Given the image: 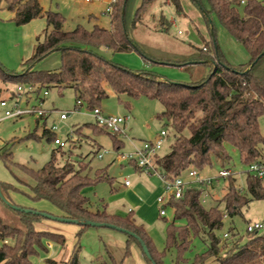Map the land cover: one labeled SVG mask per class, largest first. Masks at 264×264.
<instances>
[{
  "label": "trees",
  "instance_id": "obj_1",
  "mask_svg": "<svg viewBox=\"0 0 264 264\" xmlns=\"http://www.w3.org/2000/svg\"><path fill=\"white\" fill-rule=\"evenodd\" d=\"M0 1H4V7L14 13L11 21L17 26L38 17L46 20L43 38L37 39L33 54L22 61L19 71H8L0 65V78L4 83H30L36 85L37 90L56 88L60 94L64 89H71L76 101L80 100L89 110L100 107V102L108 97V88L117 96H146L158 100L164 108L156 117L174 134L169 151L154 156L155 168L167 180H173L189 168H196L202 173L206 167L212 168L217 164L220 169L231 170L232 157L228 146L238 151L244 164L264 162V134L259 129V118L264 115V0H190L200 12L210 38L206 46L193 47V50L181 54L151 50L136 38L148 5L156 0H115L108 14L110 28L95 24L87 29L77 24L72 30L63 29L65 18L61 12L44 11L38 0ZM168 1L177 15L186 16L181 0ZM171 23L162 15L159 32L166 34ZM216 23L244 47L248 54L246 62L232 64L226 59L216 40ZM195 31L199 33L197 28ZM101 49L111 53L136 52L150 67L163 64L189 68V65L205 64L208 71L194 80L172 81L151 68L129 69L112 61L100 52ZM52 52L60 54L58 69H33L37 61ZM125 106L129 107V103L125 102ZM84 125L96 134L109 133L114 150L124 146L117 134L91 122L75 128L72 131L74 137L68 138L67 148L57 146L52 150L50 159L38 169L15 163L12 151L6 148L0 153L5 167L10 170V164L17 165L33 183L13 174L16 182L25 186L28 192L13 183L0 181L4 195L17 206L10 192L24 194L34 202L48 201L60 211V214H54L57 217L125 228L144 242L151 259L144 254L138 239L128 234L124 257L130 254L131 242H136L147 264L152 261L163 264L165 253L171 248L177 252L175 264H208L210 258L219 264H264V230L249 232L245 228L242 234L234 225L223 228L225 216L232 219L240 215L242 208L251 201L264 199V177L247 172L245 188L240 189L235 185L233 174L227 176L225 193L216 205H204L207 185L192 183L180 198L169 196L165 206L173 209V217L166 222L165 246L159 251L144 225L137 223L132 210L125 217L109 213L104 206L94 207L82 192L85 187L103 181L111 182L106 167L96 169L91 176L83 173L88 163L80 162L76 166V161L65 159L63 165H57L59 157L72 151L74 147L70 149V143L73 144ZM43 136L53 140L55 134L45 128ZM95 153L98 154V151ZM129 163L140 170L133 162ZM0 203L20 222L17 226L11 225L0 216V264H32L33 258L48 254L46 241L49 240L64 246L66 238L63 234L36 228L35 223L48 219L41 214L44 210L19 206L31 210L26 212L11 208L1 199ZM74 225L78 226L75 233L77 240L66 264H78L81 249L78 239L90 227ZM196 236L202 237L206 248L188 261L183 255ZM7 239H11L12 243H8ZM109 257L112 258L111 255ZM44 260L51 264L48 256ZM97 264L107 263L103 260Z\"/></svg>",
  "mask_w": 264,
  "mask_h": 264
},
{
  "label": "rangeland",
  "instance_id": "obj_2",
  "mask_svg": "<svg viewBox=\"0 0 264 264\" xmlns=\"http://www.w3.org/2000/svg\"><path fill=\"white\" fill-rule=\"evenodd\" d=\"M39 2L45 10L60 11L64 15V30H72L77 24L91 29L96 22L105 28L110 27V17L108 13L105 12L108 4L100 2V0H39ZM181 4L186 13V17L177 15L174 7L168 0H156L154 3L148 5L141 20L140 30L136 32V38L145 43L151 50L158 52L159 50L171 51L175 54L188 52L189 50H193V47L206 46L205 44H208L210 36L200 12L190 0H181ZM10 12V10L4 7V1H0V61L2 62V66L8 71H19L21 67V58L23 57L25 60L33 53L35 37L41 34L40 38H43L46 23L45 20L37 18L30 24L16 28L15 24L11 23V20L9 22V19H7V17L11 16ZM90 13L98 18H93L94 16L88 18ZM162 15L169 21L173 19L166 34L159 32L160 18ZM195 28L198 30L200 29L199 33L195 31ZM179 30L180 33H178ZM216 40L230 63L239 64L248 60V54L244 47L239 42L235 41L219 23H216ZM205 41H207V43H205ZM157 54L160 55V53ZM108 57L112 61L132 70L143 68L158 70L157 72H159L158 74L161 77L172 81L194 80L198 78L200 74H206L208 71V66L205 64H193L191 66L189 65V68H179L163 64L150 67L148 62H145L136 52H109ZM59 66L60 54L58 52H52L43 59L37 61L33 65V69L56 70ZM14 87V82L4 83L0 78V98L6 96L8 90ZM51 101L53 102V107L57 109H67L73 107L76 99L71 89H64L60 94L56 88H52L46 98L45 107L50 105ZM125 102L129 103V107L125 106ZM100 107L105 114L126 117L125 129L127 136L120 137L124 142V146L120 149V151L123 152L132 148L131 141L138 144L142 140L153 138L162 128H165L167 132L171 130L169 126L163 125V122L156 117L164 108L156 99H151L146 96H140L138 98H129L125 95L117 96L108 88V97L100 102ZM1 113L2 110L0 108V116ZM52 118L55 119L58 125L56 136L61 139H66L69 134H73L72 131L75 128L85 123L94 122V118L91 116L86 105H83L81 109L71 113L63 122L58 121L56 114H53ZM49 121L50 119L44 124L45 128L50 124ZM43 128L42 122L39 121L37 123L34 115H24L22 117L0 120V153L4 152L6 148H10L12 151V160L15 163L25 164L33 169L42 167L50 159L52 150L57 147L53 143V140H49L47 136H43ZM259 129L261 134H264V115L259 118ZM173 138V132L169 131V135L163 147L160 149L161 155L169 151ZM75 139L73 144L70 143V149L74 147L72 151L69 154L65 153L57 159L58 166L63 165L65 159L76 161V166H79L80 162L88 163L87 169H85L83 173L92 175L96 169L108 165L107 172L110 176H114L115 184H118L122 181V178L125 177L130 179L131 183H135L139 179L138 176L145 179L144 177L146 174L134 170L128 163L113 160L115 150L113 149V140L109 133L100 132L96 134L84 125V128L75 136ZM103 150H105L103 157L98 158L95 152H102ZM228 151L232 157L230 166H232L231 171L235 177V185L240 189L245 188V176L248 165L241 162L239 153L235 148L228 146ZM219 169L220 166L215 164L212 168L206 167L203 171L204 173L209 172V175H215ZM10 170L7 169L0 160V180L15 182L14 174L31 184L33 183L32 179L18 168L17 165L10 164ZM186 171L183 172L182 176L186 177ZM120 172L123 173V175H121ZM127 173L129 177L126 176ZM110 186L111 185L107 182L99 183L96 186V194L106 197V194L109 193ZM226 186L227 181L225 178L216 179L212 184L207 185L205 188L209 196L205 198L204 205H216L224 195ZM14 200L16 204L23 206L19 203L21 201L19 198ZM36 202V206L33 208L37 210H44V212L52 215H56V213L59 212V210L48 201L41 200ZM222 206L221 204L220 207ZM159 209L160 205L157 204L151 209L150 213L157 210L159 214ZM172 210L171 207H166V216L163 218L160 216L153 225L146 228L155 247L159 251L163 250L165 246V226L166 222L172 220ZM0 216L11 225L17 226L20 224L18 218L1 203ZM262 219H264V199L253 200L242 208L240 215L232 219L225 216L223 219V228L227 229L230 225H234L240 233L244 234L246 221ZM35 226L37 229L50 231L58 235L63 234L66 238V242L64 246H62V244L55 243L51 240L46 241L49 251L48 254H40V257L33 258L32 264H48L44 260L46 256L51 259V264H66L70 250L77 240L75 237L76 225L50 219H42L38 223H35ZM126 240L127 233L119 231L118 229L109 227H88L78 239L81 246L78 264H97L98 261L102 262L103 260L107 264H117L120 261L121 264H139L138 258L145 260L136 242H131L130 254L124 257ZM6 241L12 243L11 239H7ZM205 248L206 244L202 237L196 236L192 240L190 249L184 253L183 257L188 261H192L195 255L203 252ZM132 251L133 253H131ZM109 255H111L112 258H110ZM176 258L177 252L175 249L171 248L166 251L162 262L163 264H175ZM208 264L219 263L214 258H210Z\"/></svg>",
  "mask_w": 264,
  "mask_h": 264
},
{
  "label": "built area",
  "instance_id": "obj_3",
  "mask_svg": "<svg viewBox=\"0 0 264 264\" xmlns=\"http://www.w3.org/2000/svg\"><path fill=\"white\" fill-rule=\"evenodd\" d=\"M115 0H109L108 6L105 10L110 13L112 4ZM180 33V31H179ZM37 86L30 83H15L13 89L8 90V94L0 98V108L2 110L0 120L8 118H17L24 115H34L41 120H48L53 114L57 115L59 122L65 121L69 115L83 106L80 100H77L73 107L67 109L47 108L45 107V99L49 95L47 89L37 90ZM94 122L98 125L106 127L110 132L117 134L119 137H125V121L126 117L105 114L101 107L96 106L89 110ZM49 131L55 134L53 143L58 147H66L68 145V138L72 137V133L66 139H61L56 136L58 125L55 120L46 127ZM71 132V131H70ZM167 139V131L162 128L153 138L142 140L139 144H133L132 148L128 151L115 150L114 159L119 162H133L142 172L147 175H156L162 180V192L157 197V203L160 205L159 215H166L165 202L169 196L180 198L185 188L192 183L197 185H210L217 178H226L232 174L230 169H219L215 175H203L196 168H190L186 171V177L180 175L173 180L164 179L158 170L155 168L154 156L160 152ZM98 152L97 157L102 158L103 153ZM247 172L259 178L264 177V162H253L248 165ZM124 184L128 186L129 180H125ZM208 193L205 192L203 201L207 198ZM245 228L247 231H262L264 230V220L249 221L246 223Z\"/></svg>",
  "mask_w": 264,
  "mask_h": 264
},
{
  "label": "crops",
  "instance_id": "obj_4",
  "mask_svg": "<svg viewBox=\"0 0 264 264\" xmlns=\"http://www.w3.org/2000/svg\"><path fill=\"white\" fill-rule=\"evenodd\" d=\"M86 1H91V0H86ZM100 2L108 4L109 0H100ZM42 9L45 11V9L43 7H42ZM184 13H185V11H184ZM13 14L14 13L11 11L10 12L11 16L7 17V19H9V22H10L11 18L13 17ZM91 16H94V14L90 13L88 18H90ZM180 16H183V15H180ZM38 18H41V19L45 20L44 17H38ZM93 18H98V17L94 16ZM35 19H37V18H35ZM32 21H34V19L31 20L30 22L24 24V25L30 24ZM109 22H110V19H109ZM11 23H13V22L11 21ZM45 23H46V20H45ZM95 24H97V22ZM95 24H93V26ZM24 25H21V26L15 25V27L16 28H20V27H22ZM97 25H99V24H97ZM99 26H101V25H99ZM101 27H103V26H101ZM44 29H46V26H45ZM179 31H178V33H179ZM40 35L41 34H39V35H37L35 37V41L33 43V51H34V47H35V44L37 42V39L38 38L41 39ZM100 52H102L104 55H106L108 57V54H109L110 51H108L106 49H101ZM23 60L24 59L22 57L21 58V63H22ZM1 63L2 62L0 61V65H2ZM21 67H20V69H21ZM155 71L157 72L158 70H155ZM157 73H159V72H157ZM45 101H46V99H45ZM50 103H51L50 105L46 106L47 108H53V102L51 101ZM49 119H50L49 123H51L52 120H55L52 117H50ZM48 120L45 121V120H41L39 118H36V122L37 123L39 121L42 122L43 127H44L43 129H45L44 124H46L48 122ZM131 143H132V146H133V144H135L132 141H131ZM113 160H115L114 157H113ZM126 163H128L129 166L132 167L134 170H136L138 172H141V173H144L141 170L136 169L133 164H131L129 162H126ZM105 167H106V172H107L108 165L105 166ZM100 168H103V167H100ZM107 174H108V172H107ZM120 174L123 175V173H121V172H120ZM144 174H146V173H144ZM203 174L204 175L205 174L209 175L210 173L209 172H205L204 173V171H203ZM128 175L129 174L127 173L126 176L129 177ZM108 176L111 177L112 180H111V182H107L111 186L109 188V193L106 194V197L99 196L98 194H96V192H97L96 186L99 183L95 184V185H92V186L85 187L82 190V192L89 197L90 203L93 206H96V207H99V208L104 206L109 213H113V214H116V215L121 216V217H125L128 214V212L130 210H132L134 212V217H135L136 221L138 223L143 224L145 228H147L148 226L153 225L158 220V218L160 217V215L158 214V211L154 210L153 213H150V211H151V209L153 207H155V205L158 204L157 203V197L162 192V180L160 179V177H158L156 175H147L146 174L145 177H144L145 179H142V178H140L141 176H138L139 179L135 183H131L130 179L125 177V178H122V181H120L118 184H115L114 183L115 182L114 176H110L109 174H108ZM186 178H187V176H186ZM125 180H129L130 181V184L128 186H126L124 184ZM0 181L8 182V181H5V180H0ZM103 182H106V181H103ZM9 183H13L14 185H17L21 189H23V190L28 192V189L25 186L18 184L16 182V180H15V182H9ZM19 196H22V197H19ZM10 197H11V199H12V201L14 203H16L14 199H18L19 198L21 201L20 202L18 201V202L21 203V205L27 206V207H35L36 206L35 204L37 203V202H34V201L30 200L24 194L17 193V192H10ZM91 197H92V199H91ZM56 214L57 215L60 214V211L58 213H56ZM166 214H167V212H166ZM165 216H161V218H163ZM262 220H264V219H262ZM248 221H256V220H248ZM76 227L77 228H75V230L77 231L78 226H76ZM62 230H63V228H62ZM131 253H133V251ZM138 260H139V264H147L146 261L142 260L141 258L140 259L138 258Z\"/></svg>",
  "mask_w": 264,
  "mask_h": 264
},
{
  "label": "water",
  "instance_id": "obj_5",
  "mask_svg": "<svg viewBox=\"0 0 264 264\" xmlns=\"http://www.w3.org/2000/svg\"><path fill=\"white\" fill-rule=\"evenodd\" d=\"M263 54V53H262ZM0 199L7 205H9L11 208L16 209V210H24L26 212H30V209H22L21 207L13 204L2 192L1 186H0ZM44 217L50 219V220H58L61 222H65V223H73V224H80V225H87L90 227H109V228H114V229H118L119 231L125 232L128 235H131L133 237H136L139 241V244L142 247V250L144 252V254L148 257V259H151V256L148 252V249L146 247V245L144 244V242L139 239L133 232L125 229V228H121V227H116L114 224H109V223H103V222H94V221H90V220H76V219H68V218H63V217H57L54 216L52 214H48L46 212H42L41 213ZM151 264H155L153 261L151 262Z\"/></svg>",
  "mask_w": 264,
  "mask_h": 264
}]
</instances>
